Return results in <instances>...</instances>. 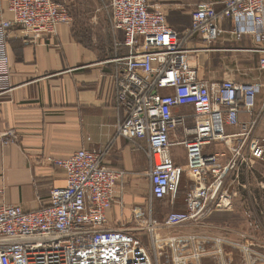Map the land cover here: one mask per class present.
Returning a JSON list of instances; mask_svg holds the SVG:
<instances>
[{"label":"built area","instance_id":"2783aa9c","mask_svg":"<svg viewBox=\"0 0 264 264\" xmlns=\"http://www.w3.org/2000/svg\"><path fill=\"white\" fill-rule=\"evenodd\" d=\"M8 10L12 18L0 21V97L11 89L13 29L35 43L73 24L54 0H9ZM107 10L129 49L115 77L117 107L124 113L117 138L146 143L138 149L148 160L149 202L134 206V229L107 228V213L126 172L105 166L99 150L81 149L54 160L65 171L66 186L51 191L48 205L30 212L0 205V264H234L233 253L239 264H264V249L252 243L225 235L165 234L233 212L241 173L264 162V102L257 109L264 85L200 76L201 56L219 51L223 34L237 41L253 36L263 45L257 51L264 53V0H223L221 10L201 4L184 34L148 0H108ZM229 21L227 31L222 24ZM260 65L264 70V57ZM1 138L8 145L16 135L9 131ZM175 148L184 149L185 165L176 164ZM185 178V210L176 211ZM157 202L172 208L163 221L155 216ZM136 232H144L147 242Z\"/></svg>","mask_w":264,"mask_h":264},{"label":"crops","instance_id":"0c3cea01","mask_svg":"<svg viewBox=\"0 0 264 264\" xmlns=\"http://www.w3.org/2000/svg\"><path fill=\"white\" fill-rule=\"evenodd\" d=\"M148 1L154 8L168 5L176 13L190 14L188 23L169 20L181 34L191 28L192 13L199 5L212 3L217 10L223 8V0ZM8 8L9 0H0V21L12 18ZM222 27L229 31L232 23L224 22ZM107 32L102 44H85L73 24L62 25L54 38L44 36L35 43L27 42L21 29L11 32V89L0 97V205L20 206L28 212L41 209L49 204L54 188L66 186L65 171L53 161L67 159L81 149L99 150L104 152L105 166L126 172V182L118 186L116 200L107 213L106 227L134 229L133 208L144 205L139 180L148 169L146 153L138 146L145 148L146 143L117 138V126L124 113L117 107L115 77L122 71L129 49L123 45L122 31L108 27ZM216 47L219 51L202 55L201 62L202 57L213 56L223 64L212 71L207 62L208 71L200 69L202 78L214 82L231 78L264 85L260 65L264 53L257 51L263 45L253 36L237 41L226 33ZM263 102L264 89L258 97V110ZM9 131L15 133L16 139L5 145L1 136ZM173 156L177 161L174 152ZM179 158L185 160L182 165L187 163L184 149ZM184 210L183 201L181 211ZM168 213L159 220L163 221ZM135 234L147 242L144 232ZM230 259L240 263L237 253Z\"/></svg>","mask_w":264,"mask_h":264},{"label":"rangeland","instance_id":"374dc122","mask_svg":"<svg viewBox=\"0 0 264 264\" xmlns=\"http://www.w3.org/2000/svg\"><path fill=\"white\" fill-rule=\"evenodd\" d=\"M62 5L73 19V25L77 30V36L85 44L104 43L108 37L107 28H112L110 17L107 10L108 0H54ZM168 17V21L189 22L190 14L181 15L171 10V6L159 5ZM196 7L190 9V12ZM110 25V26H109ZM188 25V24H187ZM186 25V26H187ZM113 29V28H112ZM114 30V29H113ZM116 31V30H114ZM205 66L202 64L201 71H208V63L211 64V70L219 68L223 60L217 57H202ZM209 60V61H208ZM221 67V66H220ZM190 111V109H188ZM264 115V113L262 114ZM248 119V118H246ZM264 123V121H263ZM234 131V130H231ZM261 135V134H260ZM264 135V131L262 133ZM218 150H224V147L218 145ZM211 151V149L209 150ZM174 154L178 156L177 165L184 164V158H179L182 148H175ZM258 167L257 170H255ZM253 171H243L240 175V187L235 201V209L230 213H217L209 217L200 225H183L174 229H166V233L185 234L187 230H192L191 234H210L225 235L233 240L252 243L256 246L264 247V162L257 164ZM188 179L185 178L179 189L176 199V211H181L184 198L187 194ZM139 188L142 191L144 205L149 202V181L144 175L139 180ZM157 214L155 216L164 218L172 208L167 203H154ZM179 209V210H178ZM187 228V229H186Z\"/></svg>","mask_w":264,"mask_h":264}]
</instances>
